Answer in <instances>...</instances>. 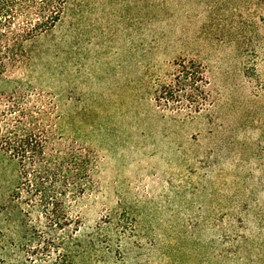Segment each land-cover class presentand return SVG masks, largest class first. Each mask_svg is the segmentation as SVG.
<instances>
[{
    "label": "rangeland",
    "instance_id": "374dc122",
    "mask_svg": "<svg viewBox=\"0 0 264 264\" xmlns=\"http://www.w3.org/2000/svg\"><path fill=\"white\" fill-rule=\"evenodd\" d=\"M27 50L0 72V264L32 220L1 139L23 108L87 160L72 264H264V0H67ZM180 59L203 67L198 113L159 98Z\"/></svg>",
    "mask_w": 264,
    "mask_h": 264
},
{
    "label": "trees",
    "instance_id": "16d2710c",
    "mask_svg": "<svg viewBox=\"0 0 264 264\" xmlns=\"http://www.w3.org/2000/svg\"><path fill=\"white\" fill-rule=\"evenodd\" d=\"M66 4L67 0H0V72L26 61L28 45L50 35ZM175 67L160 85L159 98L169 109L200 112L207 102L202 65L180 59ZM12 120L1 134L2 147L19 166L13 198L28 209L26 214L32 219L25 225L26 258L20 264H72L64 235L75 233L77 221L66 210L65 200L84 190L87 160L72 151L54 155L47 150L40 112L34 117L23 108Z\"/></svg>",
    "mask_w": 264,
    "mask_h": 264
}]
</instances>
